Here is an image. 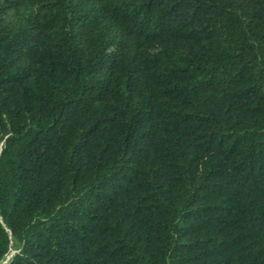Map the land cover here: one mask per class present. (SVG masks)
<instances>
[{
	"label": "trees",
	"instance_id": "trees-1",
	"mask_svg": "<svg viewBox=\"0 0 264 264\" xmlns=\"http://www.w3.org/2000/svg\"><path fill=\"white\" fill-rule=\"evenodd\" d=\"M0 264H264V0H0Z\"/></svg>",
	"mask_w": 264,
	"mask_h": 264
}]
</instances>
